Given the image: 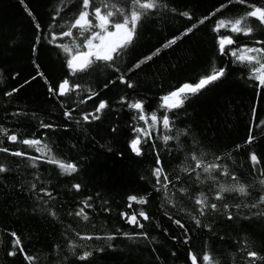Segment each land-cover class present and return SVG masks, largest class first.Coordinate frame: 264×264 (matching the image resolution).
<instances>
[{"label":"snow or ice","instance_id":"snow-or-ice-1","mask_svg":"<svg viewBox=\"0 0 264 264\" xmlns=\"http://www.w3.org/2000/svg\"><path fill=\"white\" fill-rule=\"evenodd\" d=\"M19 2L31 19L34 28L33 37L30 40V52L35 75L24 80L23 84L11 88L0 87V94L10 102L11 97L18 94L24 86L37 79L41 80L49 98L58 101L60 108L63 109V121L57 124L41 120L38 125L40 129L49 130L52 133L63 129L67 133L71 130L70 124L73 122L77 127L83 124L90 130L94 122L103 123L105 118L111 120L113 112L119 111L120 108L106 99H101V92L91 87V82L86 80L88 73L95 66L103 64L105 70L109 72V78L103 84L104 89H108L110 85H115L118 81L126 89L135 92L139 86V80L134 81L133 76L138 77L149 63L160 57L162 52L168 49L175 50L185 40L196 38L197 33L209 25L213 37V53L219 57H231L232 65L240 66L247 72V76L242 78L251 82L258 96L264 97V0H218L217 4L199 14L190 0H59L58 4L50 5L51 22L46 28L25 0H19ZM234 6H240L239 11L235 15H225ZM176 20H179L180 27L171 32L163 43L158 46L153 45L147 54L131 56L138 42L144 39V33L149 31V26H167ZM241 37L244 38V42L240 41ZM14 44L15 41L11 40L10 46ZM45 46L56 52L63 70V75L57 77L55 82L41 70L38 62L40 49ZM228 73L227 67L217 65L201 74L195 82L185 81L173 87L159 98L160 107L163 109L161 114L153 111L150 116H146L142 98L130 99L122 95L117 101V105L126 106L133 112L132 119L138 121L130 126L131 136L126 141L127 150L135 158L144 157L146 148L154 153L149 181L151 193L127 195L125 207L130 209L133 203L146 206L155 195L159 201L157 213L161 215V220L156 227L161 228L164 235L176 244L192 245V228L184 222V216H187L195 229L206 230L212 236L218 234V222L230 224L234 221L246 220L264 223V119L259 117L258 107L253 106L251 109V126L247 129L248 134L242 143L235 144L231 149L225 146L222 152L212 153L210 161L204 158L206 155L204 152L197 155L193 151L190 158L194 162V167L181 169L189 179L195 176L196 182L203 183L201 173L204 174V179L211 180L213 182L211 196L205 195L202 191L192 196L181 175L176 174L175 171L169 174L161 155L162 151H168L170 142L176 140L179 143V136L189 135L190 130L187 129L183 132L177 130L176 135H172L171 115L183 110L192 98L223 82ZM18 77V72L13 73L11 79L15 81ZM3 83V77H0V84ZM81 93L85 95L75 102L74 107L66 106L67 102L72 100L73 94L79 97ZM93 100L99 102L91 110L81 107L86 105L87 101ZM74 111L79 112V118L73 115ZM12 115L26 116L27 110L18 108ZM149 119L151 123H148ZM139 122H144V125L140 126ZM119 131L117 121L110 132L115 136ZM44 135L46 133H41L39 136L37 133H32L31 136L21 138L17 130H10L0 125V154L20 158L21 163L25 160L30 161V167L36 173L33 177L36 182H32L30 186L21 183L14 187L16 191L26 193L29 199L37 202L32 209L33 215L39 212L42 218L50 216L56 219L57 212L54 204L49 202H55L58 197L54 186L45 184L41 180L40 166L48 165L55 168L58 177L63 178L66 185H69L67 191L77 196H80L84 188V183L79 178L83 176L86 169L81 161L56 155L47 144L41 148V137ZM258 135L262 138L259 145H257ZM72 147L74 148L75 145ZM26 149H34L37 155L29 154ZM107 150L111 152L112 148L109 146ZM236 153L245 154L243 163L238 164ZM116 155L123 156L124 153L117 152ZM83 159L85 158L81 157V160ZM229 160L232 162L231 165L228 163ZM19 166L17 164V168ZM241 167L249 168V174L254 176L261 186V194L251 203L230 204L227 202L229 196L233 199L249 197V185L242 182L239 174ZM11 172V168L0 163V182L3 183L0 193L8 187L6 179ZM220 177L225 178V182H220ZM143 179L144 177L141 176V180ZM170 187L175 193L173 198L167 195ZM185 197H189L193 203L190 212H186L184 207H177V199L183 202ZM96 201L100 203L99 211L111 212L110 200L97 192L95 196L87 195L79 198L74 210H69L67 215L87 220L90 212L98 211ZM27 212V208L21 212L17 207L13 215H26ZM117 215L125 224L139 231L123 232L121 228H116L115 233L109 234L107 239H115L117 235L148 242L154 239L150 237L148 231L154 216L144 207L138 212L131 213L121 210ZM165 219L167 224L163 222ZM177 231L179 235L176 234ZM7 235L11 237L7 257L20 255L27 264H34L36 257L29 254L23 247L18 233L10 230ZM75 236L80 241L101 239L99 236L79 232ZM225 238L223 235L219 236L221 240ZM241 242V239L237 238V251L242 258V264H264V243L257 248L255 241H249L247 235L243 237V247H239ZM67 247L72 259L68 260L65 257L62 264H94L92 260L94 252L103 251L102 248L91 249L87 244L78 245L76 240L71 238L68 239ZM109 247L112 246L109 245ZM153 251L157 252L156 259L159 261L158 249L154 247ZM171 256L176 258L177 252L173 250ZM189 262L190 264H220L213 251L208 248L207 241L201 245V253H197L194 247L186 249L184 264Z\"/></svg>","mask_w":264,"mask_h":264},{"label":"trees","instance_id":"trees-1","mask_svg":"<svg viewBox=\"0 0 264 264\" xmlns=\"http://www.w3.org/2000/svg\"><path fill=\"white\" fill-rule=\"evenodd\" d=\"M190 2L195 5L199 14L217 4L218 0H190ZM25 3L46 28L51 22L50 5L58 4L59 0H25ZM239 8L240 6H234L225 15H235ZM179 27V20L172 21L167 26H149V31L144 33V39L138 42L131 56L147 54L153 45L158 46L163 43L170 33ZM33 31L31 19L19 0H0V77L4 80L0 87L11 88L23 84L24 80L35 75L30 52ZM11 40L15 41L14 46H10ZM240 41L244 42V38L241 37ZM212 44L213 37L209 25L203 27L196 38L185 40L175 50H165L154 62L149 63L138 77H132L134 81L139 80V86L135 92L126 89L118 81L115 85L104 89L103 84L109 78V72L105 70L103 64L95 66L88 73L86 80L91 82V87L101 92V99L108 100L120 110L113 112L111 120L105 118L103 123L94 122L90 130L83 124L77 127L74 122L70 124L71 130L67 133L63 129L55 133L40 129L38 125L41 120L46 123L61 124L63 109L60 108L58 101L49 98L46 87L39 79L24 86L18 94L11 97L10 102L0 94V125L10 130H17L21 138L31 136L32 133H37L38 136L46 133L41 137V148L47 144L56 155L81 161L86 169L83 176L79 178L84 183V188L80 196H77L67 191L69 185H66L63 178L58 177L55 168L48 165L40 166L41 180L45 184L54 186L58 197L55 202H49L54 204L57 218L53 219L50 216L42 218L39 212L32 214L33 206L37 202L29 199L26 193L16 191L14 187L21 183L30 186L32 182H36L33 180L36 173L31 169L30 161L25 160L21 163L20 158L0 154V163L12 169L6 179L8 187L0 193V264H27L20 255L7 257L6 253L11 245V237L7 235V232L10 230L18 233L23 247L29 254L36 257L34 264H62L65 257L71 260L72 256L67 247L69 238L76 240L78 245L87 244L91 249H103V251L94 252L92 257L94 264H184L186 249L194 247L197 253H201V245L205 241L220 264H242V258L237 251V238L242 241L239 247L244 246L245 235L249 241H255V247H261L264 243V223L260 221L238 220L230 224L218 222V234L212 236L206 230L195 229L187 216H184V222L192 228L193 240L192 245H183L171 241L164 235L161 228L156 227L161 220V215L157 213L159 201L155 195L146 206L133 203L132 208L125 207L127 195L151 193L149 181L154 153L146 148L144 157L135 158L127 150L126 141L131 136L130 126L138 121L132 119L133 112L126 106L117 105L120 96L126 95L130 99L142 98L146 116H150L153 111L161 114L163 109L160 107L159 98L173 87L185 81L195 82L201 74L217 65L229 69L228 76L223 82L192 98L183 110L171 115L173 136L176 135L177 130L190 131L187 136H179V143L176 140L170 142L168 151H162L161 155L169 174L175 171L176 174L181 175L192 196L201 191L208 196L213 194V182L204 179L203 173H201L203 183H199L196 182L195 176L189 179L188 175L181 171L182 168L194 167V162L190 158L192 152L195 151L197 155L204 152L206 154L204 158L210 161L212 153L222 152L225 146L231 149L235 144L242 143L248 134L247 129L251 126L253 106L258 107L259 117L264 119V97L258 96L251 82L242 78L247 76V72L240 66L232 65L231 57L215 55ZM38 62L41 70L48 74L53 82L63 75L56 52L48 49L47 46L40 49ZM17 72L19 77L13 81L11 77ZM84 95L85 93H81L78 97L73 94L72 100L68 101L66 106L74 107L75 102ZM98 102V100L87 101L86 105L81 107L91 110ZM18 108L26 109L27 115L13 116L12 113ZM73 115L79 118V112L74 111ZM117 121L120 131L113 136L110 129ZM148 123H151L150 119ZM139 125L143 126L144 122H139ZM261 139L258 135L257 145L261 143ZM72 145L75 147L73 148ZM109 146L112 148L111 152L107 150ZM257 150H260L259 147ZM26 151L31 155H37L34 149H26ZM117 152H123L124 155L118 156ZM81 157L85 159L81 160ZM236 160L238 164L243 163L245 154L236 153ZM228 163L231 165L232 162L229 160ZM17 164L20 165L19 168ZM239 174L242 182L249 185V197L233 199L229 196L227 202L230 204L254 202L261 194V186L256 182V178L249 174L248 167H241ZM141 176L144 177L143 180ZM219 180L225 182L223 177ZM0 187H3L2 182ZM97 192L110 200V213L99 211L100 203L96 201L98 211L90 212L87 220L67 215L69 210H74L79 198L87 195L95 196ZM167 195L169 198L175 195L171 187ZM17 207L21 212L27 208V214L13 215ZM142 207L154 216L152 225L148 227L150 237H154L151 242L126 238L123 235H117L112 240L106 238L109 234L115 233L116 228H121L123 232L139 231L125 224L117 213L121 210L129 213L138 212ZM177 207H184L186 212H190L193 203L189 197H185L183 202L177 199ZM163 222L168 223L166 219ZM145 223L147 226V222ZM173 229L175 231V226ZM77 232L99 236L101 239L80 241L76 239ZM176 234L179 235V232L177 231ZM221 235L226 238L219 239ZM154 247L159 251V261L156 259L157 252L153 251ZM173 250L177 252L176 258L171 256Z\"/></svg>","mask_w":264,"mask_h":264}]
</instances>
